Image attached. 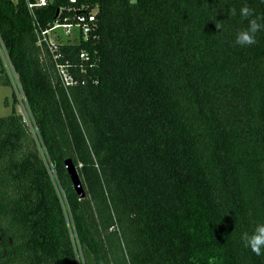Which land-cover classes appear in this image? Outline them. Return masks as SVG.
Segmentation results:
<instances>
[{
    "label": "trees",
    "instance_id": "obj_1",
    "mask_svg": "<svg viewBox=\"0 0 264 264\" xmlns=\"http://www.w3.org/2000/svg\"><path fill=\"white\" fill-rule=\"evenodd\" d=\"M77 1L96 8L95 38L61 48L64 87L25 1L0 0L29 115L12 93L0 116V264H264L240 240L264 223V29L234 43L240 7L264 17V0Z\"/></svg>",
    "mask_w": 264,
    "mask_h": 264
},
{
    "label": "built area",
    "instance_id": "obj_2",
    "mask_svg": "<svg viewBox=\"0 0 264 264\" xmlns=\"http://www.w3.org/2000/svg\"><path fill=\"white\" fill-rule=\"evenodd\" d=\"M27 11L32 20V29L35 36V45L42 58L48 56L53 63L56 74L64 87L73 83L69 72V63L62 60L61 48L67 45H78L90 42L95 38L96 8L77 0H67L64 5L56 9L55 18L46 27L38 22L35 12L45 8L55 0H24ZM78 58L87 60L88 54L81 49Z\"/></svg>",
    "mask_w": 264,
    "mask_h": 264
},
{
    "label": "clouds",
    "instance_id": "obj_3",
    "mask_svg": "<svg viewBox=\"0 0 264 264\" xmlns=\"http://www.w3.org/2000/svg\"><path fill=\"white\" fill-rule=\"evenodd\" d=\"M228 15H236V9H229ZM239 16L247 19V27L243 30L237 31L234 37V43L239 46H248L255 43V34L264 29V17H252L251 9L245 4L239 9ZM220 22L216 23V28L220 30ZM240 240L245 247L249 248L254 254L260 255L264 249V223H257L251 233L244 232L240 235Z\"/></svg>",
    "mask_w": 264,
    "mask_h": 264
},
{
    "label": "rangeland",
    "instance_id": "obj_4",
    "mask_svg": "<svg viewBox=\"0 0 264 264\" xmlns=\"http://www.w3.org/2000/svg\"><path fill=\"white\" fill-rule=\"evenodd\" d=\"M0 53L2 56L3 66L11 78L10 87H0V116L3 117L10 113L11 105L13 104V99L11 94L13 93L16 97V101L14 102L15 111L22 116L23 120L27 124H29L28 110L22 99V96L20 95V92L18 90V85L15 82V79L12 75L9 65L6 63L2 49H0Z\"/></svg>",
    "mask_w": 264,
    "mask_h": 264
},
{
    "label": "water",
    "instance_id": "obj_5",
    "mask_svg": "<svg viewBox=\"0 0 264 264\" xmlns=\"http://www.w3.org/2000/svg\"><path fill=\"white\" fill-rule=\"evenodd\" d=\"M64 166H65L67 175L70 179V182L73 186L75 194L77 195V197L79 199H83L85 197V191H84L83 186L81 184V181L78 177L75 166L73 165V163L70 159H67L64 161Z\"/></svg>",
    "mask_w": 264,
    "mask_h": 264
}]
</instances>
